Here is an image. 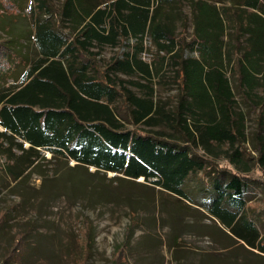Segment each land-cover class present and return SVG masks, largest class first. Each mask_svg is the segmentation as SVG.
Listing matches in <instances>:
<instances>
[{
    "label": "trees",
    "instance_id": "trees-1",
    "mask_svg": "<svg viewBox=\"0 0 264 264\" xmlns=\"http://www.w3.org/2000/svg\"><path fill=\"white\" fill-rule=\"evenodd\" d=\"M54 1L33 0L35 57L0 86V155L13 178L47 151L185 197L184 181L224 157L239 173H209L208 212L264 251L240 175L264 170V0ZM107 48L123 50L105 58ZM7 52L17 51L0 40V61ZM169 85L164 99L157 87ZM238 99L255 114L251 131ZM21 236L7 260L20 259Z\"/></svg>",
    "mask_w": 264,
    "mask_h": 264
},
{
    "label": "rangeland",
    "instance_id": "rangeland-1",
    "mask_svg": "<svg viewBox=\"0 0 264 264\" xmlns=\"http://www.w3.org/2000/svg\"><path fill=\"white\" fill-rule=\"evenodd\" d=\"M54 3L58 6L59 0ZM34 4L0 0V40L17 51L0 61V86L20 77L21 65L35 57ZM118 50L123 48H107L103 55L108 58ZM152 54L146 51L142 57ZM157 89L164 99L176 92L172 85ZM237 102L251 131L255 114ZM41 153L45 159L16 179L0 155V264H76L89 242L85 264H264L259 246L235 238L208 212L214 193L209 173H239L224 157H210L207 170L186 179L184 197L143 177L116 179L112 172ZM240 175L251 180L246 212L264 242V170L255 165ZM21 235L25 243L20 259L7 260Z\"/></svg>",
    "mask_w": 264,
    "mask_h": 264
}]
</instances>
